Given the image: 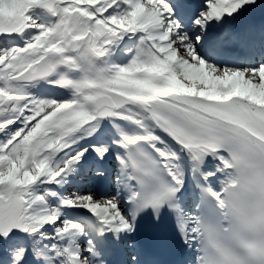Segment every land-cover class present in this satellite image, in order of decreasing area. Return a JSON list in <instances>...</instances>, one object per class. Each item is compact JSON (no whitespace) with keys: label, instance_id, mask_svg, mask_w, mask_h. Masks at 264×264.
I'll use <instances>...</instances> for the list:
<instances>
[{"label":"snow or ice","instance_id":"1","mask_svg":"<svg viewBox=\"0 0 264 264\" xmlns=\"http://www.w3.org/2000/svg\"><path fill=\"white\" fill-rule=\"evenodd\" d=\"M145 219L264 264V0H0V264H158Z\"/></svg>","mask_w":264,"mask_h":264}]
</instances>
